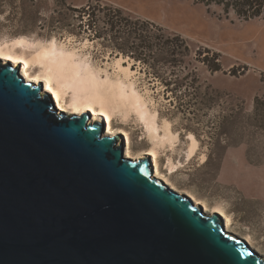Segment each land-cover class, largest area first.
Returning a JSON list of instances; mask_svg holds the SVG:
<instances>
[{
	"label": "water",
	"instance_id": "1",
	"mask_svg": "<svg viewBox=\"0 0 264 264\" xmlns=\"http://www.w3.org/2000/svg\"><path fill=\"white\" fill-rule=\"evenodd\" d=\"M20 68L0 60V264H264Z\"/></svg>",
	"mask_w": 264,
	"mask_h": 264
},
{
	"label": "rangeland",
	"instance_id": "2",
	"mask_svg": "<svg viewBox=\"0 0 264 264\" xmlns=\"http://www.w3.org/2000/svg\"><path fill=\"white\" fill-rule=\"evenodd\" d=\"M63 1L73 7L99 1L181 34L197 58L191 66L196 70L177 67L162 74L167 78L174 72L181 79L187 73L196 75L186 80L194 86L181 101L180 93L154 78L147 66L112 51L103 40L89 35L58 38L49 29L54 25L55 0H0V47H12L16 38L24 37L33 44L26 51L29 57L40 46L55 44L58 51L74 52L72 66L80 74L87 71L101 80L133 84L141 97L138 101L112 97L115 111L110 120L120 133L111 135L136 156L148 158L175 186L207 204L209 213L229 221L239 235L231 233L241 239L249 234L264 250V111L259 101H264V21L245 22L195 0ZM16 51L23 53L18 47ZM118 59L129 67V79L120 71ZM204 59L216 60L221 70L212 72ZM256 106L258 117L226 119L241 110L251 115ZM86 113L94 118L92 110ZM191 135L198 142L193 154ZM214 205L219 212L213 213Z\"/></svg>",
	"mask_w": 264,
	"mask_h": 264
},
{
	"label": "trees",
	"instance_id": "3",
	"mask_svg": "<svg viewBox=\"0 0 264 264\" xmlns=\"http://www.w3.org/2000/svg\"><path fill=\"white\" fill-rule=\"evenodd\" d=\"M195 2L208 9L212 6L220 7L226 15L234 13L238 19L245 22L264 21V0H195ZM54 6L52 17L54 25L49 29L58 38L67 35L75 37L89 35V38L103 40V43L112 51L147 66L154 78L167 87H173L172 92L180 93L178 98L181 101L182 96L187 94V89L194 86L193 81L186 83V80H191L196 75L187 73L181 79L179 75L175 77L174 72H170L171 76L167 78L162 74V71L166 69L174 70L177 67L182 70H196L191 66L197 58L193 57L189 42L181 34L169 32L150 20L133 16L121 8L102 5L99 1L95 4L73 7L65 1L55 0ZM216 56L220 57L219 54ZM207 60L204 59L203 62L212 72L221 70V66L215 63L216 60L213 62ZM259 101L264 111V101ZM259 111L256 106L251 115H246L244 110H241L227 116L226 119L229 121V119L246 116L258 117Z\"/></svg>",
	"mask_w": 264,
	"mask_h": 264
},
{
	"label": "bare ground",
	"instance_id": "4",
	"mask_svg": "<svg viewBox=\"0 0 264 264\" xmlns=\"http://www.w3.org/2000/svg\"><path fill=\"white\" fill-rule=\"evenodd\" d=\"M54 45H42L28 57L26 51L31 49L33 44L28 42L24 37L16 38L12 47H0V60L3 62H12L15 65L21 64L19 72L27 81L36 83L43 82V89L53 96L55 104L59 110L77 115L87 114L86 112L92 110L94 118H90L91 122L106 121L104 122L106 123L105 131L110 134H119L120 128L113 126L110 120L115 111L112 97L113 95H120L121 97L126 98L133 97L138 101L141 97L133 84L121 85L111 82L110 80H101V78H97L94 73H88L87 71L85 74H80L79 72L81 71H79V67H77L79 70H75L73 69L74 66H72L74 52L70 54L71 52H66L62 49V51H58L60 49L57 50V46L55 47ZM17 47L23 49V53L17 52ZM120 61L121 59L117 60L118 67L129 79L131 71L129 67L122 66ZM37 68L38 70H35ZM118 88H120L119 92ZM100 117H103V120H101ZM152 128L157 132L155 126ZM166 136H169V134H166ZM166 136H164V140ZM191 139L193 144L191 152L193 154L198 142L193 135H191ZM125 153L132 156L133 159L140 158L136 156V152L131 147L125 146ZM153 169V175L155 177H159V179H162L166 184L177 190L179 193L188 195V197H190L196 204L204 206L207 211V204L200 199H196L183 188L175 186L169 176L163 174L158 166L154 165ZM212 210L213 213L219 212V207L214 205ZM225 223V227L229 231L236 233L232 230V225L229 221H226ZM242 240L248 242L252 247L256 248L258 252L264 255V250L259 245L255 244L249 234H243Z\"/></svg>",
	"mask_w": 264,
	"mask_h": 264
}]
</instances>
